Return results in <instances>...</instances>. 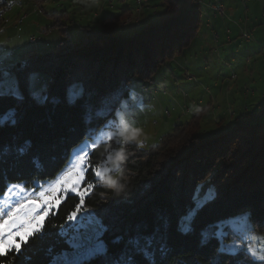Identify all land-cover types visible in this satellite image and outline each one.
Wrapping results in <instances>:
<instances>
[{
	"label": "trees",
	"instance_id": "16d2710c",
	"mask_svg": "<svg viewBox=\"0 0 264 264\" xmlns=\"http://www.w3.org/2000/svg\"><path fill=\"white\" fill-rule=\"evenodd\" d=\"M203 1L161 0L163 11L128 35H119L118 25L132 11L120 10L99 26L81 28L76 42L62 23L66 13L50 15L64 40L55 52L29 57L14 70L21 98L0 99V196L9 184L31 188L55 178L73 148L116 119L122 79L150 81L190 46L202 24ZM38 72L49 76L50 97L44 101L29 91L30 74ZM73 83L83 88L74 103L66 97ZM203 112L198 109L189 121L175 125L152 148L124 143L122 187L99 181L85 195L82 207L104 227V248L86 264H250L244 253L221 249L215 227L222 219L249 213L254 229L264 233V121H259L264 103L257 112L239 113L229 131L209 136L198 134ZM113 146L114 141L100 143L92 163L100 166ZM86 180L96 182L91 169ZM208 180L214 195L191 231L184 232L180 219L195 206V190ZM79 200L66 195L44 232L22 245L18 259L9 254L8 264H50L69 250L66 218Z\"/></svg>",
	"mask_w": 264,
	"mask_h": 264
},
{
	"label": "rangeland",
	"instance_id": "374dc122",
	"mask_svg": "<svg viewBox=\"0 0 264 264\" xmlns=\"http://www.w3.org/2000/svg\"><path fill=\"white\" fill-rule=\"evenodd\" d=\"M60 1L0 0V87H3L5 92L15 85L14 70L19 68L20 64H24L29 57L55 52L56 45L64 40L63 34L57 28H53L55 20L50 17L54 13H60L51 9V5H58ZM105 1L103 0L106 7L100 10V14L101 11L104 14L119 13V6L115 4L109 6ZM206 2L216 4L213 0ZM218 2L224 5V16L215 9H213L215 15H211L210 21L202 16V24L190 46L180 56L158 69L150 81L133 78L126 82L122 79L119 86L125 89L119 96V108L115 109L116 119L98 129L91 138L97 139L101 130L116 133L122 131L125 126L128 128L123 136L113 135L111 140L106 141L108 143L114 141V146L99 166L108 169L104 176L115 174L112 160L117 152H121L124 143H135L138 146L143 143L144 146L140 148H152L170 133L175 125L189 121L198 109L204 111L198 134L209 136L215 132L229 131L233 127V118L239 113L257 112L258 103L263 105L264 0ZM114 6L115 10H111L110 7ZM136 9L137 7L130 18H125L119 23V35H123L122 31L132 20L138 22L141 11L143 19L144 15L161 13L163 6L161 0H147L145 6L138 8L141 9L139 13H136ZM135 22H132V27ZM238 23H241L242 31L238 28ZM68 34L72 36L74 42L78 40L71 29L68 30ZM28 85L29 91L36 95L38 100L44 101L50 97L49 76L46 73H31ZM72 89L79 91L80 95L83 94L80 85L70 84L66 88L68 101ZM245 107L249 109L248 112ZM219 113L221 115H218ZM121 120L125 122L123 125ZM259 121H264V115ZM85 140L72 149L69 160L73 150L81 146ZM103 142L105 141L100 143ZM109 154L112 156L111 160L108 159ZM43 182L34 183L37 185L36 190H39L38 185ZM213 191L209 180L204 186H199L194 192V205L197 197L201 201L213 197ZM58 205L51 211H55ZM187 214L180 219L181 229L182 224L186 223L184 218ZM239 216L241 215L222 219L215 227V236L219 238L221 249L226 252H229V246L234 241L241 243L234 235L236 218ZM252 229L255 234L264 236L263 232L255 230L253 226ZM103 231L101 219L92 210L86 209L78 213L75 220L69 221L67 236L70 249L54 257L50 264L54 261L57 264H64L65 261L76 260L80 253L88 248H95L97 246L95 237L98 232L101 245L98 252H101L104 248L101 239ZM71 242L82 243L85 247L78 250Z\"/></svg>",
	"mask_w": 264,
	"mask_h": 264
},
{
	"label": "snow or ice",
	"instance_id": "6c2138e0",
	"mask_svg": "<svg viewBox=\"0 0 264 264\" xmlns=\"http://www.w3.org/2000/svg\"><path fill=\"white\" fill-rule=\"evenodd\" d=\"M80 94L76 89H72L69 94L70 102L74 103ZM5 95L21 98L19 83L17 82L9 88L7 92L4 91L3 87H0V99ZM9 118H12V116L9 115ZM124 123L121 120V124ZM127 131V126L116 133L101 130L97 139H86L81 146L73 150L68 164L57 174L55 179L39 184V190H36L37 185L35 184L31 188L26 187L24 183L8 186L4 195L0 196V258H2L0 264H8L9 254H13V259H18V255L15 254L22 253V245L29 244L30 240L44 232L45 222L50 215L54 214L51 209L58 205L64 199V196L75 193L76 196L80 197L79 203L75 205V210L68 214L67 221L75 220L78 213L86 211L82 207L85 203V195L96 187L108 171L106 167H99L92 163L91 157L94 150L101 141L111 140L113 135L123 136ZM143 146V143H141L140 147ZM21 151L23 152L24 149H21ZM122 158H124L123 155ZM108 159H112L111 154H109ZM89 169L96 177L95 183L85 178ZM205 203L206 200L201 201L197 197L195 206L190 209L184 218L186 223L182 224V231H191V225ZM236 221L237 226L234 229V235L239 238L241 243L234 241L229 246L230 254L238 255L243 252L250 264H264V236L253 232L251 215L243 213L236 218ZM40 238L42 239L43 235H40ZM95 239L97 240L95 248H88L80 253L76 260L65 261L64 264H86L90 257L101 250L99 232ZM71 243L78 250L85 247L82 243ZM23 251H27V249L25 248ZM145 258H147V253H145ZM53 264H57V262L54 261Z\"/></svg>",
	"mask_w": 264,
	"mask_h": 264
},
{
	"label": "crops",
	"instance_id": "0c3cea01",
	"mask_svg": "<svg viewBox=\"0 0 264 264\" xmlns=\"http://www.w3.org/2000/svg\"><path fill=\"white\" fill-rule=\"evenodd\" d=\"M134 2L135 0H117V3L115 5L120 7L119 11L124 10V9H130L132 13H134V9H135ZM204 2L205 4H201V11H202L203 17L205 16L209 20L211 15H215L214 10L212 8L213 4L210 2H206V0H204ZM75 3L77 4V6H73ZM104 7H106V5L104 4L103 0H61L60 4L51 5L52 11L54 10V11H60V13L61 12L66 13L67 15L66 20L65 19L62 20L64 21V24L66 25L65 29L67 32L68 30L71 29L75 33L76 36L78 35V31L81 28L90 27V26L91 27L99 26L105 17L107 18L108 16L113 15L110 12L104 14L103 11H101V14H100V10ZM115 8H116L115 6L110 7L111 10H115ZM142 12L143 11H141L140 18H141ZM154 14L155 13L153 12L151 14L144 15L143 19L139 18L138 22H135L134 20H132V22H135L133 24L134 27H132L131 25L132 22H131L126 27V29L122 31V33L124 35H128L131 32L138 30L147 21L153 19ZM238 28L241 30V23H238ZM251 92L250 94H252ZM257 107L259 110H261L262 104L258 103ZM245 109L247 108L245 107ZM243 110H244V107H243ZM246 111L248 112L249 109H247ZM239 112L241 111L239 110ZM218 115H221V113H219ZM230 119L232 118L230 117ZM218 120L220 121V119ZM215 121L217 122V119Z\"/></svg>",
	"mask_w": 264,
	"mask_h": 264
},
{
	"label": "clouds",
	"instance_id": "9594fccd",
	"mask_svg": "<svg viewBox=\"0 0 264 264\" xmlns=\"http://www.w3.org/2000/svg\"><path fill=\"white\" fill-rule=\"evenodd\" d=\"M122 155H123L122 152H117L112 160L113 169H115V174L105 175L102 179L103 184H105L106 186L116 187L117 190H119V188L122 187L120 181L124 178L122 171L119 168V165L123 161Z\"/></svg>",
	"mask_w": 264,
	"mask_h": 264
},
{
	"label": "built area",
	"instance_id": "2783aa9c",
	"mask_svg": "<svg viewBox=\"0 0 264 264\" xmlns=\"http://www.w3.org/2000/svg\"><path fill=\"white\" fill-rule=\"evenodd\" d=\"M216 4H213L212 5V8L213 9H221V15L222 16H224L223 15V7H224V5H222L221 3H219L218 1L219 0H213ZM248 1V0H247ZM116 2V0H109V3L108 4H113V3H115ZM147 3V0H137V2H135L134 3V5H135V8L139 5V4H146ZM263 11H264V4H263ZM264 15V14H263ZM248 36V35H247Z\"/></svg>",
	"mask_w": 264,
	"mask_h": 264
},
{
	"label": "bare ground",
	"instance_id": "6f19581e",
	"mask_svg": "<svg viewBox=\"0 0 264 264\" xmlns=\"http://www.w3.org/2000/svg\"><path fill=\"white\" fill-rule=\"evenodd\" d=\"M108 3H109V0H106ZM135 2H137V0H135ZM146 4H139L138 6H137V13L140 11V9H138V8H142L143 6H145ZM220 15H221V9H215ZM223 13H224V8H223Z\"/></svg>",
	"mask_w": 264,
	"mask_h": 264
}]
</instances>
